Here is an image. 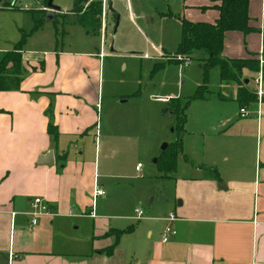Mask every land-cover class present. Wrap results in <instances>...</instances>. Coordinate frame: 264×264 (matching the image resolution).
I'll use <instances>...</instances> for the list:
<instances>
[{"label":"crops","instance_id":"crops-1","mask_svg":"<svg viewBox=\"0 0 264 264\" xmlns=\"http://www.w3.org/2000/svg\"><path fill=\"white\" fill-rule=\"evenodd\" d=\"M182 6L177 16L192 23L219 16L210 0ZM248 15L255 31L227 33L224 60L263 56L264 0L251 1ZM27 55L23 48L19 90L0 92V264H264V88L257 96L249 86L256 74L243 71L255 103L241 107L239 86L219 81V93L189 104L175 171L160 177L172 188L164 216L108 218L123 210L121 182L137 172L146 104L140 96H102V54ZM44 154H53L51 165L41 163ZM95 186L105 196L93 201ZM34 198L50 215L32 226ZM170 225L176 235L162 243ZM83 227L85 235L72 231Z\"/></svg>","mask_w":264,"mask_h":264},{"label":"rangeland","instance_id":"rangeland-1","mask_svg":"<svg viewBox=\"0 0 264 264\" xmlns=\"http://www.w3.org/2000/svg\"><path fill=\"white\" fill-rule=\"evenodd\" d=\"M47 1L0 0V8L6 9L0 11V51H11L21 31L29 34L34 22L44 19L41 30L32 33L24 46V51L32 54L28 58L61 51L102 54L100 93L102 96H140L146 104V114L141 120L147 124V138L141 135L140 152L133 163L134 167L141 165L140 172H131L130 179L121 182L124 185L118 199L123 210L113 209L104 215L135 219V210L140 209L147 218L164 216L172 201V188L160 178L162 173L155 161L160 160L164 145L182 140L176 116L171 113L181 116L186 102L200 86H207L210 97L220 92L218 68L211 69L206 76L201 64L193 60L177 64L180 58L174 54L179 45L176 42L180 35L179 22L163 15H182V0H84L77 5L76 0H54L53 4L61 8L59 13L49 11ZM95 2H101L98 32L77 25L78 19ZM108 2L119 18L115 34V16L108 12ZM74 6H77L76 14L72 13ZM11 8L15 10H8ZM50 14L53 17H48ZM160 48L173 55L160 53L158 56ZM262 57L264 62V54ZM157 64L164 66L153 71ZM244 79L242 76L240 80ZM249 86L255 88L254 80H250ZM231 91L232 88L228 93ZM191 110L195 107L191 106ZM122 223H127L126 219ZM86 229L72 228V231L85 235Z\"/></svg>","mask_w":264,"mask_h":264},{"label":"trees","instance_id":"trees-1","mask_svg":"<svg viewBox=\"0 0 264 264\" xmlns=\"http://www.w3.org/2000/svg\"><path fill=\"white\" fill-rule=\"evenodd\" d=\"M83 1L84 0H76L75 3L77 5ZM251 1L253 0H210L211 4H213L212 8L219 14L216 21L211 24L192 23L180 16L176 17L172 14L163 15V17L175 18L181 24L180 43L174 54L180 58V60H176L177 64L184 60H193L201 64V68L206 76L208 71L213 68H218L219 81L222 84L235 83L239 86L236 100L241 107L257 101L256 95L248 91L244 86L245 81H248V79L242 81L240 79L243 76L244 70L257 74L259 59L258 57L252 56L249 59L224 60L221 58V53L223 51L224 38L227 33L239 32L247 35L255 31L249 26L250 18L248 15V8ZM90 7H92V9L85 12L84 15L78 19L77 25L84 29L98 32L100 29L101 2H95ZM0 10L4 9L0 8ZM72 13H77V6H74ZM44 21V19L35 21L33 29L29 34L21 31V38L13 46V49L0 56V92L19 90L22 67L21 54L23 48L28 37L41 29ZM199 55H202V57H199ZM163 66L164 64H157L154 66L153 71L161 69ZM210 95L211 93L207 86H200L193 97L186 102L182 109L183 114L181 116L178 113H171L176 116L175 120L177 121L176 123H178L177 127L180 131L183 130V125L185 123L184 111L187 110L189 104L193 101L202 100ZM262 101L264 102V99H262ZM48 131L51 136L55 135L52 131V127H49ZM180 153L181 141L178 140L174 144L167 146L160 160L156 161L159 171L165 175L173 173ZM130 231L131 229L127 230V232ZM125 233V231L115 232L116 242L118 238ZM116 242L111 247V251H113L116 246Z\"/></svg>","mask_w":264,"mask_h":264},{"label":"built area","instance_id":"built-area-1","mask_svg":"<svg viewBox=\"0 0 264 264\" xmlns=\"http://www.w3.org/2000/svg\"><path fill=\"white\" fill-rule=\"evenodd\" d=\"M262 58H263L262 56H259V69L254 78V86L256 87L257 96H262V88L264 86V62ZM239 115L240 118L247 117L246 110L244 108H240ZM140 169H141V165H137L136 171L139 172ZM104 196H105V192L100 187L95 186L92 193L93 201L98 197H104ZM93 209L94 208L92 206L91 211L87 214L90 218L95 217ZM28 215L31 218V225L35 226L39 218L50 215L48 204L41 198H34L30 203V211L28 212ZM143 215L144 212L142 210L140 209L135 210V219L140 220L142 219ZM166 220L168 223H173L174 221H176V216L170 213ZM175 235L176 232L173 229V227L171 225L167 226L162 233L161 242L166 243L170 237Z\"/></svg>","mask_w":264,"mask_h":264},{"label":"water","instance_id":"water-1","mask_svg":"<svg viewBox=\"0 0 264 264\" xmlns=\"http://www.w3.org/2000/svg\"><path fill=\"white\" fill-rule=\"evenodd\" d=\"M53 2H54V0H48L47 3H46V8H47L49 11H51L52 13H54V12H56V13L61 12V8L55 6V5L53 4ZM107 10H108L109 13L114 14V16H115V26H114V32H113V33L115 34L116 29H117L118 19H119V18H118V15H115V12H114L113 9H112V4H111V2H108V4H107ZM48 17L51 18V17H53V15L50 14ZM111 52H113L112 49H111ZM244 84L247 85V84H248V81H245ZM166 148H167V145H164V146L162 147V151H164ZM155 162H156V161H155ZM155 162H154V163H155ZM41 163L51 165V164L53 163V154H44Z\"/></svg>","mask_w":264,"mask_h":264}]
</instances>
